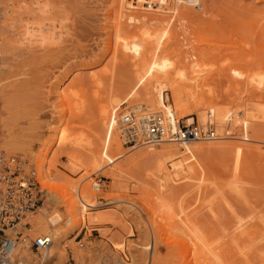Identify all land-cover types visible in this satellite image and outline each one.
Here are the masks:
<instances>
[{
	"label": "bare ground",
	"instance_id": "1",
	"mask_svg": "<svg viewBox=\"0 0 264 264\" xmlns=\"http://www.w3.org/2000/svg\"><path fill=\"white\" fill-rule=\"evenodd\" d=\"M21 1L24 2L25 0ZM33 1L30 9L21 7L19 11L13 12L4 6V0H0V155L5 160L18 158L20 162H26L28 168L35 172L37 181L44 192L42 204L36 208L35 212L29 214L25 221L21 222V225L26 223L30 225L28 231L30 233L24 234L28 236L25 243L16 245L15 251H18L16 252L17 256L26 264H30L28 261L34 262L37 259L46 264L52 263L55 258H58L60 262L65 261L64 240L80 229L85 221L90 226L102 225L113 220L114 216L112 214L106 215L100 211L96 214L90 213L102 206L111 205L109 202L111 198L106 199L105 203L97 198L101 194L96 191L98 189L97 183H95L94 190L90 184L84 186L80 181L73 182L55 176L56 174L53 175L52 172L57 168L56 164H52L49 166L50 168L46 167V158L56 145L73 151L85 150L80 140L70 139L67 131L60 128L64 114L57 120L58 126H52L49 123V134L53 138L43 142L36 153H33L32 150L34 141L30 139L31 137L26 138V136L22 140V137L20 138L22 135L15 130L13 131L11 126L9 127L8 107L5 100L7 91L3 88L2 77L14 69L15 61L21 62L25 58L35 59L39 56L44 57L46 54L50 55V52H56L55 50L52 52L54 48L69 42L68 40L71 39L68 37L70 29L65 24L67 19L54 18L53 16L56 14L51 15V8L45 2L42 0ZM168 1L171 0L165 2ZM172 3L174 7L170 14H168V10L163 14L164 18L161 17L167 25L173 24L176 9L190 6L189 4L186 5L187 2L183 0H172ZM111 12L112 9L108 14L109 26L113 24ZM156 20L159 21V19ZM162 21L160 22L163 23ZM252 24H254L252 28L255 32L254 29L257 27L255 24L257 23ZM261 24L264 23L261 22ZM261 24L260 27H262ZM244 25L246 23L241 26L244 27ZM251 26L249 25V32H251L250 29L252 30ZM246 27L248 26L246 25ZM257 30L259 31H256L255 36L258 39L264 37L262 33L260 34L264 31V27L261 29L258 27ZM240 31L238 33H242V30ZM112 34L111 31L102 58L113 53L115 59L121 58L122 60L119 61H128L129 64L127 62V65L136 69V76L130 87L129 96L125 97L123 101L113 100L108 103L99 115L102 137L110 148L117 150L120 157L123 156L120 141L131 150L138 149L139 151V147L145 148L147 145L144 143L137 146L127 145L122 137L127 131H130L144 142L147 132L145 119L149 115L155 116V114L163 117L166 121V127L172 130L177 128V123L179 124L180 121L188 120L191 122L192 117H196L194 121L197 122L198 126L201 128L210 127L213 138L206 142L177 143L171 142L165 136L158 145L147 146L148 148L140 149L141 151L135 152L134 156L129 157L124 165L127 169L112 167L110 174L116 190L126 191L129 186L136 183L140 184L141 187L144 186L145 189L148 188L146 193L143 188L145 200H142L143 202L139 200L141 205L137 210L139 209L142 214L147 216L146 225L154 238H151V243L147 239V243L141 244L139 258L131 253L133 257L129 255L125 260L123 256L119 255L125 252V246L123 247L122 243L111 247L113 254L108 255L111 263L161 264V248L174 244L176 254L179 251L182 255V257L180 256L182 262L178 264H232L230 261L236 255L240 260L239 262L235 258V262L238 261V264H257L258 262L264 264V213L261 210L255 212L259 208L255 209L257 208L255 206L252 210L251 205H249L252 210L249 211L251 214L249 213V216L245 214L246 217H242L240 216L241 212L239 213L236 205L232 203L234 200L235 202L239 200L241 204H249L248 198L251 196H248L247 193L250 190L248 188L252 186V180H246L249 176V173L246 174L245 166L247 153L249 148L251 149L255 144L264 145V59H261L262 61L260 59L254 60L256 64L251 66L257 67V70L256 68L248 70L243 68V72L236 71L226 75L220 71L216 72L215 68L205 65V63H199V61L207 58L201 52H185L182 58H176L170 63L167 48L173 41V35L169 30L152 32L144 29L140 34L138 32L131 37L125 34L119 35L114 43ZM257 38L255 42L262 49L264 42H257ZM196 39L208 43L205 38ZM243 39L242 45L246 46L248 40L246 38L245 41L247 42H244ZM261 40L264 39L261 38ZM113 45L117 47V51L114 50L113 52ZM198 48L195 46L196 50ZM246 49L249 50L251 47ZM261 49L259 50L261 51ZM160 53L161 55H159ZM191 59H193V64L188 66L182 64L181 67V62ZM210 81L219 83L220 86L218 84L215 86L218 85L220 90L218 87L217 89L212 88ZM44 93H48L47 88H45ZM61 93L57 95L60 98L62 97ZM94 96L95 99H98L100 92L95 93ZM127 114H132L133 118V122L129 126L122 123ZM224 141L229 142L223 144ZM260 152L264 151L259 150ZM65 157L69 161L66 165L70 166V168L67 167L72 174L82 170L81 160L75 159L71 153H66ZM88 167L94 173L101 170L100 165L94 162ZM28 168L26 169L28 170ZM224 175L229 177L224 183H219V179L226 178L223 177ZM58 181L65 185L60 186L61 182L58 183ZM102 188L100 187L98 190ZM58 189L67 192L65 195H61L64 204L61 202L59 204L58 201L56 202L55 196H51ZM209 191L213 192L210 193L214 195L213 197H210ZM229 195L233 196L234 199L229 201ZM189 196L193 197L192 205L189 203L185 207L184 204L190 198ZM217 199L220 200L221 207L225 210L222 211L221 209L220 212L223 214L219 210L217 211L215 207L218 203L215 201ZM124 200L122 201L124 202ZM128 200V202L125 200L127 205L137 206L135 199ZM61 204L63 205L61 206ZM61 207L64 208V212L58 213ZM52 210L57 211V213L50 215ZM225 214L229 216V223L225 219L226 223L225 217H222ZM202 215L209 216L216 228L214 229L215 226L208 223V227L209 224L211 225L210 228L212 227L210 229L212 231H210L207 224L203 222ZM199 217L203 221L199 220ZM208 220L210 221V219ZM203 223L205 224L204 227L201 225ZM67 224L70 226L69 228L66 227L68 230H64L65 226H68ZM205 226L210 232L205 229ZM132 234V230L128 231V236H132ZM34 235L47 236L51 239L49 247L39 254L30 249L31 236ZM127 247L129 251L131 248L134 249L135 245ZM166 256L164 257L169 259L168 255ZM165 258L161 257L163 259L161 260V262L163 261L162 264L167 261ZM235 262L233 261L234 264H236ZM174 264L177 263L174 262Z\"/></svg>",
	"mask_w": 264,
	"mask_h": 264
},
{
	"label": "rangeland",
	"instance_id": "2",
	"mask_svg": "<svg viewBox=\"0 0 264 264\" xmlns=\"http://www.w3.org/2000/svg\"><path fill=\"white\" fill-rule=\"evenodd\" d=\"M4 1V6L13 12L19 11L21 7L30 9L34 2L33 0H25L24 2L21 0ZM42 1L51 8V15H54V13L56 14L53 16L54 18L67 19L65 24L68 29H70L68 37L69 39L71 37V39L68 40L69 42H65L67 45L63 43L64 45L61 44L59 47L54 48L52 52L54 50L56 52H50V55L46 54L44 57L39 56L35 59L25 58L21 62L15 61L14 64L16 66L14 69L2 77L1 82L4 85L3 88L7 91L5 93V100L8 107L7 120L10 123L9 127L11 126L10 128L13 131L15 130V132L22 135H19L20 138L22 137V140L26 136V138L31 137L30 139L34 141L32 150L33 153H36L43 142L53 138L49 134V125L58 126L59 123L57 120L64 114L60 122L62 123V127L60 128L67 131L70 135V139L80 140L85 150L73 151L56 145L51 149V153L46 158L48 162H46V167L50 168L49 166L56 164L57 168L52 172L53 175L56 174L55 176L73 182L80 181L84 186L90 184L94 190L95 183L99 179L105 181L103 188L101 190H96L101 193L97 198L104 203L106 199L111 198L109 201L111 205L102 206L90 213L96 214L100 211L106 215L112 214V216H114L113 220L107 221L102 225L90 226L86 224L87 221H85L80 229L76 230L70 237L64 240L63 245L66 247L65 261L60 262L58 258H55L52 263L46 264H112L109 258L110 256H108L113 254L111 247H115V245H120L121 243L123 247L125 246V252L121 254L117 252L119 255L123 256L125 260H127L129 255L131 256V253L133 256L139 258L141 255L139 251L141 249V244L147 243V239L149 243H151V238H154V235L148 230L146 225L147 216L142 214L139 209L137 210L141 205L139 200H145L142 192L144 191V186L141 187L140 184L136 183L133 186H129L130 189L128 188L126 191L122 190L123 192H120V189L119 191L114 187V182L110 173L112 167L115 166L121 167L123 170L127 169L124 166L125 161L129 159V157L131 158V156H134L135 152L137 153L148 147L145 146V148L143 147L142 149L139 147V151L138 149L131 150L120 141L122 146L121 150L123 151V156L120 157L118 151L110 148L102 137V132L99 127V115L102 109L113 100L123 101L125 97L129 96L131 93L130 87L136 76V69L127 65L128 61H119L122 60L121 58L115 59L113 53H109L102 58L110 33L111 31L113 32L111 37L114 43L119 35L125 34L131 37L132 35L138 34V32L140 34L144 29L152 32H164L165 30H169L173 35V41L167 48L170 63L176 58H182L185 52L194 51V53L201 52L205 54L207 57L206 60L199 61V63H205V65L211 66L213 69L215 68L216 72L220 71L226 75H230V73L232 74L236 71L243 72V68H245V70L256 68L257 70V67L251 65L256 64V61H254L256 59H264V51H262L264 47L261 49V46L259 45V47L258 43L255 42L257 38L255 36L256 31H259L257 28L259 27L261 29L264 27V24H261V22L264 23V18H262L264 17V0H183L187 2L186 5L189 4L190 6L186 7V5H184L186 8L180 7L176 9L173 16L175 19L173 24L170 25L163 22L161 17L164 18L163 14H165V11L168 12L169 10L168 14H170L171 9L174 7L172 0L168 2H165L166 0ZM109 7L112 9L111 14L113 17V24L111 26L108 25ZM106 8L109 10L107 9V11ZM260 18H262V20H260ZM156 19H159V21ZM240 22H244L243 24L246 23L248 27H246V25H244V27L241 26L243 24ZM252 23H257L255 24V26H257L254 29L255 32L253 31L252 27L254 24ZM248 24L250 26L252 25V30L250 29V31H253V33L249 32ZM260 24L262 27L259 26ZM240 30H242V33H238L241 32ZM261 33L264 35V31L260 32V34ZM231 34L233 35L231 36ZM234 35H238L236 36L237 38ZM196 38H205L208 40V43L197 41ZM246 38L248 42L245 41ZM261 38L264 39V37ZM261 38H257V42H264ZM242 39L244 42H247L246 46L248 47L242 45ZM195 46L199 48L196 50ZM61 47L64 48V50H62ZM250 47L251 49H249V52L246 48ZM259 49H261V51ZM114 50L117 51V47L113 45V52ZM159 55H161V53ZM252 59L253 61H251ZM245 63L246 65L244 66ZM182 64L184 66L193 64V59L190 61L185 60L183 63L181 62V67ZM212 70L211 73L214 72V70L213 72ZM210 83L212 88L217 89L219 83H215V81H210ZM215 84H218L217 87ZM45 88H47V94L44 93ZM59 89H62V91ZM218 90H220L219 87ZM59 91L62 92L61 98L57 96L60 93ZM97 92H100V97L95 99L94 95ZM192 118L196 119V117ZM226 142L229 141H224L222 143L226 144ZM255 148L264 151V145L260 146L255 144L251 149L249 148V152L247 153L245 166L246 174L248 175L249 173V176L246 180H252V186L248 188V190L250 189L249 192L247 191V195L251 196L248 198L249 204H241L239 200L236 202L234 200L232 202L233 205H236V208L239 210L238 212H241L240 216L242 217L249 216V211L254 210L253 207L255 206L257 207L255 209L259 208V210L255 212H260L261 210V212L264 213V194H262L264 193V187H262V185H264V154L262 153L264 152H260V154L259 150ZM66 153H71V156L75 157L78 161L81 160L83 166L82 170H78L73 174L68 170L70 166L66 165L69 163L67 157H65ZM93 162L100 165V171L94 173L89 169L88 165ZM25 164V168H28V164ZM29 170L28 168L27 171ZM223 177L226 178H223L224 181L223 179H219V183H224L229 176L224 175ZM60 182L58 181V183ZM59 185L63 186L65 184L61 182ZM146 189L148 191L147 187ZM146 189L144 191L145 193ZM56 193H52L51 196H55V200L56 202L58 201L59 204L60 202L63 203L61 195L63 196L67 192L58 189ZM210 193L212 194L213 192L209 191L208 194ZM118 196L119 198H117ZM213 196L214 195H211L210 197ZM120 197L122 198L120 199ZM207 197L210 199L209 196ZM43 198L44 192L42 194V200ZM123 199L127 200V202L129 201L128 199H135L137 206L133 207L129 204L130 207L125 200L124 202L122 201ZM232 199H234V197L229 195L228 200L231 201ZM42 200L40 205L42 204ZM217 200H215L218 202L215 207L217 211L219 210L220 212L222 204L219 199ZM188 201L184 204L185 207H187L186 205L189 203L192 205L193 197H190ZM63 204H61V206ZM249 205H251L252 208L249 207ZM62 211L64 212L63 207L60 208L58 213ZM222 211H225L224 208ZM54 213H57V211L52 210L49 214L52 215ZM200 217L199 220L202 219ZM207 217L209 216H203L204 221H201L205 222L208 227V223L212 224V219ZM222 217H225V222L226 220L227 222L229 221L228 215L225 214V216ZM208 219H210V221ZM201 225L204 227L205 224L203 223ZM69 226L70 225L65 226L64 230H68ZM210 226L209 224V230L212 228H210ZM212 226H215L213 227L214 229L216 228L214 222ZM207 227L205 228L206 230ZM130 230L133 231L132 236H128V231ZM22 232L26 235L30 233L24 230ZM36 237L39 236H31V241ZM134 245L135 247H133ZM136 245H139V248ZM127 246H132L134 248L130 249L132 252H130V250L128 251ZM173 246L174 244H171L170 246L168 245L165 248L163 246L161 248V264L163 262H161V260L167 257L166 255H168L169 259L165 258V260H167V263L164 262L165 264H174V262L178 264L182 262V258H180L182 255H180L178 249L179 255L178 252L176 254V249ZM24 254L22 253L23 256ZM33 255L35 254L33 253ZM161 257L163 259H161ZM235 258L238 259L239 257L236 255ZM235 258L230 261L232 264H234L233 261H236ZM253 261L255 262L256 260ZM28 262L30 264H44L38 259L34 262ZM239 262L237 261L235 263L238 264ZM257 264H259V262Z\"/></svg>",
	"mask_w": 264,
	"mask_h": 264
},
{
	"label": "built area",
	"instance_id": "3",
	"mask_svg": "<svg viewBox=\"0 0 264 264\" xmlns=\"http://www.w3.org/2000/svg\"><path fill=\"white\" fill-rule=\"evenodd\" d=\"M132 122V114H127L122 123L129 126ZM145 123H147V132L144 142L133 132L127 131L122 137L124 143L131 146L141 143L156 146L165 136L171 142L177 143L206 142L213 138L210 127L201 128L194 118L191 122L180 121L175 130L168 129L166 121L159 114L149 115ZM24 164L18 158L5 160L0 155V264H26L17 256L18 251H15L16 245L24 244L28 237L22 231L28 232L30 228L28 223L21 225V222L35 212L42 200L43 191L35 172L32 169L31 172H26V164L25 167ZM96 183L99 189L103 187L105 181L99 179ZM50 243V237L40 236L32 240L30 249L39 254L46 250Z\"/></svg>",
	"mask_w": 264,
	"mask_h": 264
}]
</instances>
